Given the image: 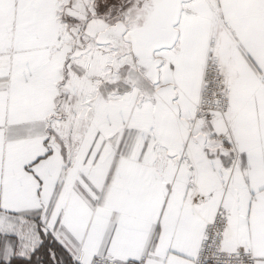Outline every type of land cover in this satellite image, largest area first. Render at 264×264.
<instances>
[{"label": "snow or ice", "instance_id": "snow-or-ice-1", "mask_svg": "<svg viewBox=\"0 0 264 264\" xmlns=\"http://www.w3.org/2000/svg\"><path fill=\"white\" fill-rule=\"evenodd\" d=\"M0 264H264V0H0Z\"/></svg>", "mask_w": 264, "mask_h": 264}]
</instances>
